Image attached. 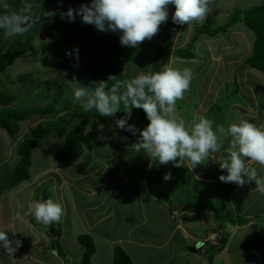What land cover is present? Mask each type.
Segmentation results:
<instances>
[{
	"label": "rangeland",
	"instance_id": "obj_1",
	"mask_svg": "<svg viewBox=\"0 0 264 264\" xmlns=\"http://www.w3.org/2000/svg\"><path fill=\"white\" fill-rule=\"evenodd\" d=\"M5 1L6 0H0V6L3 5ZM57 1L58 0H27V3L32 5V9L36 12L37 17L40 18L38 34L34 41L35 50L20 57L5 71L0 72V94L6 93L11 96L10 104L7 105L1 100L0 104L3 103L2 105L8 106L9 108H26L31 105L39 107L47 106L55 95V90L49 85V83L58 79L67 84L68 87V90L66 91L64 97H62L59 106L68 104L66 106L70 108V111H73L74 105L81 106L80 102H77L73 99L74 89L82 85L95 87V84L93 83L95 80L91 77L87 69L83 54L87 57H101V54L99 52H94L91 49L83 48L81 40L84 37V33L67 29L65 24L71 20H69L67 17L61 18L60 16V6H63L64 4H71V8L74 9L75 7L79 8L81 4L78 3V0H62L61 3L63 5H58L55 3ZM88 3L89 2L83 4ZM262 3H264V0H213V3L209 6L211 11L206 17H214L216 20L215 26L220 27L228 21L229 16L231 15L234 8L249 9L254 6L261 5ZM69 8L70 7H65L63 12L66 13ZM168 11L169 18L166 23H163L160 26L159 33L151 40H147V45L140 44L138 47L133 48L130 54L127 56V62L125 64L124 71L125 80H132L138 75L150 73L155 56L159 51H161L162 48H165V50L171 54L168 66L180 70H183L184 68L191 70L192 79L190 83V89L188 91H193L189 96L199 99V97H201V93L210 87H213L215 91H220V88L223 89L222 94H218L217 102L215 103L214 108H210V111L207 114L208 116H206L208 119L209 117H214V115L217 114H225L232 104L238 103L237 101L243 98V96L240 94L239 96L232 94L231 89H229V93L226 91V88L234 86L233 83L235 81V77H237L239 84L241 82V85L245 84L247 86H251V90L252 93L255 94V98L260 95L264 99V74L258 70L248 67H239L242 66L245 59L250 56L253 51V42L255 40V34L253 31L247 28L244 24L240 23L225 34H218L215 37L204 35L199 38L192 49L196 55L195 59H181L175 56L173 51L178 48L180 49L186 47L191 41V38L195 32V28L200 26L206 18L199 23H192L190 25H177L173 23L171 19L172 13L175 11V7L170 5ZM47 12H54L55 15L49 17L45 15ZM79 17L80 16L75 17L74 21H78L80 19ZM68 52H72V55H67L66 53ZM199 73L201 74L199 75ZM21 77H24L22 82L19 81ZM71 81H76L79 83H70ZM240 88L242 89V94H247L248 89L245 88V91L243 86ZM123 90L124 89H121V92H123ZM194 91H196V96L193 94ZM258 98L261 99L260 97ZM243 101L246 103L247 100L244 99ZM190 103L193 104V102ZM207 104H212L210 98L208 99ZM188 105L189 103H187L186 100H178L175 106V113L178 116L183 117L193 114L192 112L194 109L188 110ZM119 111H125V107L121 106ZM120 112L117 114H120ZM73 115L75 114L73 113ZM43 121V123H47L50 120L44 119ZM74 121L76 120L74 119L73 121L65 124L61 123V121H58V123L57 121L54 122L55 129L53 130V133L49 135L51 137L46 136L42 139H38L37 144L35 145L30 179L33 180L36 177V174L39 172L37 170H41V168L44 171H50V173L55 174L54 177H52L51 174L50 181L47 180L49 184H51V188L47 189V197L42 196V194H40L41 191H39L37 196L38 199L37 197H33L30 202L26 203L27 197L25 191H22L19 196H15L14 199L11 196H9V198L7 196L3 203L7 204L8 206L13 205V207L15 205V208L12 211H16L18 214L19 211H22L20 208H22L25 203L28 207L36 201H44V199L47 200L49 198L61 205L60 195H62L63 192L65 201L69 205L73 204L71 196L68 193L70 189L63 185L62 182L66 177L68 178V176H71L72 178L74 177L76 179L78 172L86 170L87 166L85 164H80L79 170L76 171L74 167L77 164L76 163L71 169H64L66 170V173H64L62 169V172L58 171L57 173H54V168L56 170V161L59 152H56L57 149L55 145L44 146L43 143L40 142L51 138H56L58 142L63 144L65 136L73 127ZM37 123L30 121L23 123L21 132L14 137L7 134L5 130L0 129V164L4 163L2 166H0V169L3 170L0 172V185L5 184V181L9 175L7 171L12 169L19 160L17 152L18 144L23 141L25 137H28L31 128H33ZM216 124L217 123H215V125ZM95 137L99 136L97 135ZM58 142L52 144H56ZM94 146L96 148V145ZM109 147L112 152L115 150L114 146ZM120 149L121 152L125 153L123 146H121ZM89 150H93L92 147H90ZM42 153L44 155H41ZM135 156L136 160L138 155L135 154ZM127 158H129V161L132 159L131 155H129ZM141 167H143V165H137V168ZM130 171L136 173V167L131 168L129 172ZM58 175L60 176L61 181L57 180L56 177ZM56 181L58 182V185ZM76 181L77 184L74 185L73 191L75 192L74 199L79 203L76 205L77 210L73 209L74 205L70 206L69 208L73 209L72 214L71 212L66 211L64 215H62V219H60V224L62 225L61 228L63 231L62 244H64L66 248H69H67L68 251L71 250L73 252L70 257L75 258V256H77L78 259H73L71 261L62 257H57V253L54 252L49 254V251L47 250L50 248V244L53 245V243H50L48 238L49 236L52 237L50 226L38 223L33 218L32 214L28 212L27 220L28 222L30 221V230L27 229L23 233V218H21L20 213L18 214L19 219L16 218L11 225L8 224V228H10L13 232L9 238V240L12 242L11 246L13 248L16 247V240H20L22 244L11 254H8L3 247H0V264H11L13 261L15 264H36L37 261L33 255L32 258H30V254L33 252L36 255V258L40 256L43 260L38 264H80L84 248L77 241L76 231L83 233L85 223L87 224V230L90 231V233L87 232V234L89 233L93 237L97 246V251L93 257L92 263L111 264L113 258V247L118 243V228H109L111 225V218L106 221L107 225L100 224V226H103V228L99 227V224L95 225L93 228H90L91 225H94L96 219H92L87 222V208L94 203L97 205L101 200V194L103 195V193H99L98 196L95 194L97 197L94 199V197L89 194L90 190H94L92 187V179L89 182L85 180L88 184L86 188H84L77 179ZM23 184L25 185L24 182L17 184L13 189H11V191H17L19 188H22ZM54 184L56 187H54ZM152 184L154 185L153 182ZM37 186L38 188H41L40 185ZM98 187L100 188L101 186L98 185ZM44 188L46 187L44 186ZM136 194L137 192L132 193L130 196L127 195V197H121V203L124 205L119 207L117 213L122 215L123 221L128 219L131 223L127 224L126 221L125 223L119 221V228L121 225H125L121 228V233L123 236L128 234L135 235V232L137 234H142L137 229V231H131V229L137 224L138 226L143 224L142 221L144 220V213L146 214L147 218H150V220H152L151 217L155 218L156 215L158 216V214H156L158 213V208H156L158 204L149 206L145 203V201L141 200L140 202L137 201L134 204L131 201V197L132 195ZM143 194L141 195V193L138 192V196L141 195L142 197ZM181 194L182 192H179L176 189H167L166 191L167 199L171 200L173 204L176 203V199L179 198ZM53 195L55 196L56 200ZM211 198L212 196H209L208 199L203 198L202 204L204 203L206 205H211V203L209 204V202H212ZM254 198L255 197L252 194L249 197L244 198L242 202L238 200V202H234L236 205L229 204L227 207L223 203H213L215 210L218 211L217 215H219L216 217V219H214V222L217 224L221 223V220H223L221 224L225 229L226 236H228L225 250L221 252L210 253L215 255L213 264H262L261 255L259 254L258 250L251 249L252 251H250L249 256H247L242 251V244L246 236L251 233H260L261 235H264V204L260 209L258 206L248 207L249 213H253L251 220H249L253 225L249 227L248 230H246L248 234L244 232V229H241L243 226L248 225L247 221H245L246 218L242 216L237 220L235 217L237 215L236 212L238 209L241 208V210H247L248 205L246 204L252 203L253 201L257 202V199ZM215 201L216 200L213 202ZM104 203L109 202L105 200ZM117 203H119V201H117ZM243 203H246L245 206ZM83 204L84 208L82 207ZM111 208L113 211H116L115 206L111 205ZM178 208L183 210L181 207ZM185 209H187L186 211L189 212L188 215H190L191 219H194L197 212L202 213V211H205V207H186ZM209 210L206 208V211ZM3 211L5 215L11 212L10 209H4ZM211 213L212 216L216 215L215 212ZM4 214L3 217L6 218ZM190 218L188 224H191ZM187 219L188 217L179 218L178 220L186 223ZM226 220L229 221L227 222ZM31 221H34V223ZM200 222L201 221H197L193 228H199L201 225L199 224ZM166 223V221L156 222L155 220H152V222H147L143 229H145L150 234H157V232H160L162 233V236H164V233L159 230H165L168 227ZM12 226L14 228H12ZM236 226L238 227L235 228L234 233H231L230 228ZM19 232L22 234H18ZM210 235L211 234H209V236ZM209 236H206V238ZM156 241L157 243L161 244L167 240L160 238ZM189 245V243H186V245L183 247L182 240L176 236L173 240H170L167 245L168 252L174 253L171 256H168V252H161L158 249L145 250L134 248V261L135 264H156L158 262H164V264H209L207 254L204 253L205 249L202 251L197 249V252H194L192 248L189 249ZM204 245L207 246L206 243ZM53 246L56 247L55 244ZM127 247L128 246H124V248ZM177 248H180L178 252L175 250ZM28 250H30L29 254L27 253ZM77 250H81L82 253L78 254ZM179 252H182L184 256L178 255Z\"/></svg>",
	"mask_w": 264,
	"mask_h": 264
},
{
	"label": "clouds",
	"instance_id": "obj_2",
	"mask_svg": "<svg viewBox=\"0 0 264 264\" xmlns=\"http://www.w3.org/2000/svg\"><path fill=\"white\" fill-rule=\"evenodd\" d=\"M212 3L213 0H90L77 9L70 7L66 13L60 12V16L74 21L78 15L83 23L94 25L101 32L120 33L122 46L135 48L159 33L160 26L169 18L170 5L175 7L171 16L173 23L190 25L202 22L211 11L209 6ZM3 8L0 29L4 30L5 37L27 33L40 19L33 13L31 4L23 5L18 11L11 10L7 3ZM45 15L52 17L55 13ZM66 54L71 56L72 52ZM191 79L190 69L171 66H165L159 72L138 75L132 80L121 81L117 76L109 75L107 80L94 81L95 87L82 85L75 88L73 99L81 103L85 112L95 109L103 117H115L123 104L124 116L116 119V126L133 135L138 133L131 149L137 154L143 152L159 165L171 163L174 167H185L187 160L193 169L209 160L210 153L219 152L227 139L228 146L224 149L227 159L219 161L220 169L226 170L227 175H220L219 180L239 187L254 181L257 190L264 194V177L258 176L256 169L246 163L252 161L264 168V124L242 119L227 128L218 125L213 130V121L203 116L191 125L177 120L174 115L176 102L190 89ZM108 81H113L110 87ZM73 82L79 83H70ZM134 108L142 109L149 121L143 129L128 123ZM163 179L171 180V172L165 173ZM30 213L38 223L47 226L60 221L63 208L49 198L34 202ZM219 234L216 239L215 235ZM222 234L220 229L216 230L196 250L205 243L216 245ZM11 244L8 234L0 231V247L8 254L22 242L16 240L15 248Z\"/></svg>",
	"mask_w": 264,
	"mask_h": 264
},
{
	"label": "crops",
	"instance_id": "obj_3",
	"mask_svg": "<svg viewBox=\"0 0 264 264\" xmlns=\"http://www.w3.org/2000/svg\"><path fill=\"white\" fill-rule=\"evenodd\" d=\"M65 7L68 8L71 6L70 4L69 5L64 4L63 6H60L59 9L61 10L64 9ZM200 74L201 73H199V75ZM240 86H243L241 85V82H240ZM243 87L245 91L246 89H248V86L245 84ZM192 91L185 92L183 99L186 100L187 103H189V105L187 106L188 110L194 109L192 112L193 114L183 117V116H178L176 113H174V115L176 114L175 117L177 120H183L188 125L197 122L201 116L203 117L208 116L207 114L209 113L210 108H214V105L217 102L218 94H222L223 89L220 88V91H215L213 87H210L206 91H203L201 93L200 95L201 97H199V99H197L196 97L189 96ZM241 91L242 89H240V95H242L243 98L248 102L246 101V103H244L243 101L244 99L242 98L243 100L242 99L241 100L244 104L239 102L234 103L230 106L229 110L225 112V114H219V115L217 114L214 115V117H209V120L213 121V127L215 129L218 125H223L225 128H227L231 123L233 122L239 123V121L242 119L247 120L251 123H255L257 125L264 124V99L260 95L258 97H260L261 99H259L258 97L255 98V94L253 93H251L252 98L250 99L244 94H242ZM193 94L196 96V91H194ZM209 98L211 99L212 102L211 105L207 104ZM190 102H193V104H191ZM119 118L121 117L118 118L110 117L104 125L102 124L98 125L94 131L88 130L89 134L92 133V137L91 139L86 140L84 147L85 149L84 154L81 157V159H79V161L76 162L77 164L74 166L76 171L79 170L80 164H85L87 166L86 170L78 172L76 179L82 184L84 188H86V186L88 185L86 181L89 182L92 179L93 181L92 187L94 188V190H90L89 194L93 196L94 199L95 197L98 196L99 193H103V195L101 194L102 198L97 205L96 203H94L87 208L88 210V214L86 216L87 222L89 220L96 219V222H94V225H91L90 228H93L97 224H99V227L103 228V226H100V224L107 225L106 221H108L109 218H111V225L109 228L111 227L118 228L119 237H118V243L116 245H121L123 248L124 246H128L127 248L124 249L134 259V252H133L134 248H140L145 250L158 249L161 252L162 251L168 252L167 249L168 242L170 240H173L176 236H178L182 240L183 247L184 245H186V243L190 244L189 249L192 248V250L194 248L199 247L200 244L205 240L206 236H209V234H212L216 230H218L220 223L216 224L214 222V219H216V217L219 216L217 215L218 211L217 210L213 211L211 209L209 210L207 208V210L210 211L209 212L206 211L205 208V211H202V213L197 212V214H195L194 219H191L190 215H188L189 212L186 211L187 209L185 208L186 205L190 203H202V199L203 198L208 199L209 196H212L211 198L212 202H209V204L211 203L212 206H214L213 203L216 204L218 202L225 204V206L227 207L229 206V204L230 205L235 204L234 202H238V200L242 202L244 198L249 197L250 195L253 194L255 197L254 199H257V202L253 201L252 203L249 204L243 203L244 206L245 204L248 205L247 210L245 209L241 210L240 208L237 210L236 212L237 215L235 216L237 220L242 216L246 218L245 221H247L248 225L243 226L241 228L244 229V232H246V230H248L249 227L253 225L252 222L249 221L251 220L253 213H249L248 207L258 206V208L260 209L264 204V194H261L257 190L255 182L253 181L250 183H246L243 187H239L237 185L233 187L231 185L232 183H223L219 180L220 175H227V171L226 170L222 171L219 166V161L227 159V153L224 150L228 146L227 139H225L224 147L219 152L210 153L209 160L204 161V164L198 165L193 169L191 164L187 160L185 161V167H174L171 163L164 165L165 167L164 174L171 172L172 175L171 180L166 181L163 179V182L165 184V190L167 191V189H176L179 192H182L179 198H177L178 200L176 199V203L173 204L175 209L171 212L170 207L165 201V199H162L158 196L157 194L158 192L156 193L157 190L152 184L153 163L155 160H149V158L146 157L143 152L137 154L131 149L130 145L137 141L139 134L137 133L136 135H133L131 132L122 131L121 129H119L115 123L116 119ZM128 123L134 124L138 129H143L144 127H146V125L139 118L135 116L131 117V119L128 120ZM215 123L217 124L215 125ZM214 128L213 130H215ZM97 135L99 137H95ZM47 137H51V136L48 135ZM55 142H58L57 139L51 138L42 141L40 143H43L44 146L55 145L57 149L56 152L58 153L62 149L63 144L61 142L56 143L58 145L52 144ZM94 145H96V148ZM109 146H114L115 150L112 152ZM121 146H123L125 153L120 151ZM90 147H92L93 150H89ZM135 154L138 155V158L136 160H135L136 158ZM41 155L44 154L42 153ZM129 155H131L132 157L130 161L129 158H127L129 157ZM246 163L250 168L256 169L258 176L264 177V168H261L259 165H257L255 162L252 161H246ZM139 164L143 165V167L137 168V165ZM133 167H136V173H134L133 171L129 172V170ZM62 170L64 171V173H66V170L64 169ZM62 170L58 169L56 166V170L54 168V173H57L58 171L62 172ZM37 171L39 172L38 174H36V177L33 180L29 179L25 181L24 182L25 185L23 184L22 188H19L17 191L15 190L11 191V189H13L14 187L11 189L0 191L1 192L0 231L6 232L9 238L11 237V234L13 232L11 231L10 228H8V224L11 225L16 218L19 219L18 217L19 213L21 214V218H23L22 219L23 233L27 229L29 230L31 229V225L29 224L30 221L28 222L27 220L28 212H30V206L27 207L26 203L30 202V200L33 197H37L39 191H41L40 194H42V196L47 197V189L51 188V184H49L47 180L50 181L52 173H50V171H44L42 168L41 170L38 169ZM54 176L55 174H52V177ZM56 178L57 180L61 181L59 175ZM76 179L74 177L72 178L71 176H68V178L66 177L65 180H63L62 182L63 185H65L67 188L70 189L68 193L70 194L71 200L73 202L72 205H69L65 201L64 192L62 195H60L61 205L63 208V215L66 211L71 212L72 214L73 209L77 210L76 205L79 203L78 201H75L74 199L75 192L73 191L74 185L77 184ZM56 183L58 185L57 181ZM37 185H40L41 188H38ZM98 185H100L101 187L99 188ZM44 186L46 188H44ZM54 187H56L55 184ZM22 191L26 192L27 199L25 205L22 208H20L22 209V211L21 212L19 211V213L17 214L16 211H12L14 210L15 205L14 207L13 205L8 206L7 204L3 203V201L7 196L8 198L9 196H11L14 199L15 196L16 197L19 196V194ZM118 192H122V193H118ZM136 192H137L136 195H132L134 199L131 197V201L134 204L137 201L140 202V200L145 201V203L149 206L153 204L156 205L158 204L156 207L158 208V213H156L158 214V216L155 214L156 215L155 218L151 217V219L155 220L156 222H162V221L167 222L166 224L168 225V227L165 230H159L164 233L163 234L164 236H162V233L160 232H157V234H150L145 229H143L147 222L150 221L152 222L150 218H147L145 213H144V220L142 221L143 224L139 226L137 224L134 228L132 227L131 229V231L139 230L140 233L142 234H137L135 232V235H131V234L125 236L122 235L121 228L124 227L125 225H121V227L119 228V221H121L122 223H125L126 221L127 224H131V223L128 219H125L123 221L122 215L117 213L119 207L121 205H124L121 203V197H127V195L130 196L132 193H136ZM138 192L141 193V195L144 193L143 196L142 197L141 195L138 196ZM53 197L55 198L54 195ZM105 200H107L109 203H104ZM214 200L216 201L213 202ZM117 201H119V203H117ZM73 205L74 208L70 209L69 207ZM111 205L115 206L116 211L112 210ZM82 207L84 208V204L82 205ZM178 207H181L183 210H181ZM4 209L6 210L10 209L11 212L5 215L3 211ZM211 212L213 213L215 212L216 215L212 216ZM3 214L6 216V218L3 217ZM185 217H188L186 223H184L181 220H178L179 218H185ZM189 218L191 224H188ZM197 221H201L199 223L201 224L200 227L193 228L194 224ZM226 221L228 222L229 220ZM31 222L34 223V221ZM237 227L238 226L231 227L230 232L234 233L235 228ZM12 228L14 227L12 226ZM220 230L223 233H225L224 228H220ZM87 232L90 233V231L87 230V224L85 223L83 233H87ZM83 233H79L76 231V236L78 237ZM246 233L248 234V232ZM18 234H22V233L19 232ZM48 238L50 243H53L52 242L53 238H51L50 236ZM160 238L167 241L161 244L157 243L156 240ZM116 245H114V247ZM175 250L178 252L180 248H177ZM47 251H49V254L53 252L57 253V250L53 248L52 244H50V248ZM70 251L68 250L66 251L67 257L65 259L71 261L73 259L77 260L78 259L77 256H75V258L70 257L73 253L72 251L70 253ZM29 252L30 250L27 251L28 254ZM77 252L78 254L82 253L81 250H77ZM57 254L56 256L58 257ZM172 254L174 253L168 252V256H171ZM30 255H31L30 258H32L33 255V257L36 259L37 261L36 264L41 263L40 261H43L40 256L36 258L34 252ZM178 255L184 256L182 252H179ZM26 256L28 257L27 254ZM11 264H15L14 261ZM156 264H164V262H160V263L158 262Z\"/></svg>",
	"mask_w": 264,
	"mask_h": 264
},
{
	"label": "trees",
	"instance_id": "obj_4",
	"mask_svg": "<svg viewBox=\"0 0 264 264\" xmlns=\"http://www.w3.org/2000/svg\"><path fill=\"white\" fill-rule=\"evenodd\" d=\"M87 2L90 3V0H78L79 4ZM5 3L10 6L11 10L17 11L23 5L28 4L27 0H6ZM55 3L58 5L62 4L60 0ZM70 6L72 7L71 4ZM74 9H77V7ZM63 10L64 9H61L62 12ZM32 11L36 15V12L33 9ZM4 12L5 9L3 8V5H1L0 15L4 14ZM79 18L80 19L78 21L67 22L65 27L69 30L84 33V37L81 40L82 47L85 49H91L94 52H99L101 54V57H87L83 54L91 77L96 82H99L101 80H107L109 75H114L117 76L119 80L124 81L127 56L132 51L133 47L122 46L120 43V33H113L110 31L101 32L97 30L94 25L85 24L82 22L81 17ZM240 23L244 24L247 28L253 31L255 34V40L253 42V51L251 55L248 56L242 66L239 67H248L258 70L264 74V3L249 9L234 8L228 21L220 27L215 26L216 20L214 17H206L204 22L195 28V32L190 43L184 48L175 49L173 54L181 59H195L196 55L192 49L200 37L204 35L215 37L218 34H225ZM39 26L40 22L38 21V23L35 24L27 33L11 37H5L4 30L0 29V72L5 71L20 57L35 50L34 41L37 37ZM141 45H147V40ZM170 56L171 54L166 51L165 48H162L153 60L150 73L162 71L165 66H168ZM22 80H24V77L19 79L20 82H22ZM112 83L113 81H108L109 87ZM49 85L55 90V95L52 101L44 107L31 105L26 108H9L8 106L2 105V102H5L7 105L10 104L11 96L6 93L0 94V100L2 101V104H0V129L5 130L7 134L14 137L21 132L23 123L28 121L34 123L38 122L33 128H31L28 137H25L24 140L18 144L17 152L19 160L12 169L8 171L6 170L9 175L5 184L0 185V191L11 189L17 184L30 179V170L33 164L32 157L35 144L38 139L53 133V130L55 129L54 122L57 121L58 123V121H61V123L65 124L73 121L74 119L76 120L74 121L72 129H70L68 134L65 136L62 149L60 150L56 161L58 169H68L73 167L83 156L85 151V142L92 137V133L89 134L88 130L94 131L98 125H104L110 118L100 116L95 109L85 112L82 106L74 105L73 111H70V108L66 106L68 104L59 106L62 97H64L66 91L68 90L67 84L63 83L62 80L56 79L50 82ZM233 85L234 86L232 87L226 88L227 93H229V89H231L232 94L239 96L240 87L242 86L238 83L237 77H235ZM251 93V86L248 85L247 94L244 95L251 99ZM237 102L242 103V100L239 99ZM121 106L124 105L121 104L120 107ZM123 116L124 112L122 111L120 114H116V116L112 118ZM134 116L139 118L146 126L149 123L146 114L142 109L134 108L132 110L131 117ZM44 119H49L50 121L43 123ZM3 164L4 163H1L0 166ZM164 170V165H159L158 161L155 160L153 163L152 182L154 183V187L157 190L159 197L165 199L170 207V211L172 212L175 208L172 201L166 197L165 184L163 182ZM2 171L3 170L0 169V172ZM231 185L234 187L236 184L232 183ZM44 201H46V199H44ZM186 207H205L215 211L214 206L206 205L204 203H190L186 205ZM222 222L223 220H221V223ZM60 223L61 220L49 225L52 233L51 238H53V245H56V247L53 246V248L57 250L58 257L66 258V251L69 248L67 247V249L66 246L62 244L63 231ZM221 223L218 229L223 228ZM77 241L84 248L80 264H93V257L97 251V246L93 237L90 234L83 233L77 237ZM227 241L228 236L223 233L216 245L206 243L207 246L204 245L198 250L202 251L203 248H205L204 253L207 254L208 263L213 264L215 255L210 253L225 250ZM251 249L258 250L261 255V263L264 264V235H261L260 233H251L246 236L242 244V251L244 254L249 256L250 251H252ZM111 264H135V261L121 245H116L113 249Z\"/></svg>",
	"mask_w": 264,
	"mask_h": 264
},
{
	"label": "built area",
	"instance_id": "obj_5",
	"mask_svg": "<svg viewBox=\"0 0 264 264\" xmlns=\"http://www.w3.org/2000/svg\"><path fill=\"white\" fill-rule=\"evenodd\" d=\"M219 236H220V234H219V235H217V236L215 235V238L217 239Z\"/></svg>",
	"mask_w": 264,
	"mask_h": 264
},
{
	"label": "water",
	"instance_id": "obj_6",
	"mask_svg": "<svg viewBox=\"0 0 264 264\" xmlns=\"http://www.w3.org/2000/svg\"><path fill=\"white\" fill-rule=\"evenodd\" d=\"M193 251H196V248H194Z\"/></svg>",
	"mask_w": 264,
	"mask_h": 264
}]
</instances>
